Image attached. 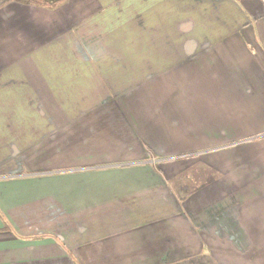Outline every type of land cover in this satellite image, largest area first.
Here are the masks:
<instances>
[{
	"label": "crops",
	"instance_id": "crops-1",
	"mask_svg": "<svg viewBox=\"0 0 264 264\" xmlns=\"http://www.w3.org/2000/svg\"><path fill=\"white\" fill-rule=\"evenodd\" d=\"M0 264H264V0H0Z\"/></svg>",
	"mask_w": 264,
	"mask_h": 264
}]
</instances>
